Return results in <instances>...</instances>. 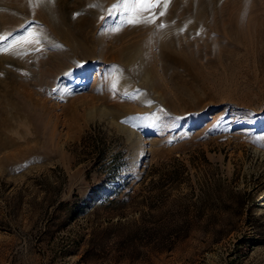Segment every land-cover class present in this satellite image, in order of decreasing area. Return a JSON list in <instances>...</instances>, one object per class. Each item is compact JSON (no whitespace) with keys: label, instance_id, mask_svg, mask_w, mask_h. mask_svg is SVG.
I'll list each match as a JSON object with an SVG mask.
<instances>
[{"label":"rangeland","instance_id":"rangeland-1","mask_svg":"<svg viewBox=\"0 0 264 264\" xmlns=\"http://www.w3.org/2000/svg\"><path fill=\"white\" fill-rule=\"evenodd\" d=\"M118 2L0 0V264H264V0H171L136 26ZM127 45L149 87L117 61ZM180 59L203 74L186 96ZM107 199L122 227L72 243L107 226Z\"/></svg>","mask_w":264,"mask_h":264},{"label":"bare ground","instance_id":"bare-ground-1","mask_svg":"<svg viewBox=\"0 0 264 264\" xmlns=\"http://www.w3.org/2000/svg\"><path fill=\"white\" fill-rule=\"evenodd\" d=\"M67 44H68V48H70L72 50V52L74 51L73 53L75 55L81 54V52L78 51L77 49L83 50L82 53L84 52V48H83V44L82 43H81L82 45L80 43L74 44V43H71V41H70ZM139 49H141L139 46L127 45L125 47V49H123L121 51L120 54H117V56L119 55V57L117 58L118 59L117 61L123 63L125 66L127 65V67H130V70L132 71V76L134 75V77H137V76L140 77L143 80L144 85L149 87L150 83H149V81H147L148 80V75H147L145 69H143V66L140 67L136 63V61L139 59V57L141 55V53H140L141 51ZM86 56H88V55H86ZM159 57H160L161 65H162V71L166 75H168V73H170L169 72V68H170L169 66H170V62L172 61V55L170 54V52L164 50V51H159ZM179 65H180V67L178 69L182 68L186 72L188 77L189 78L191 77V79H192V80L191 79L188 80V79L183 78L182 76L181 77L180 76L177 77L179 85L177 86L176 89L178 90V92L181 95L186 96V95H188V90L190 88L194 89L193 83L194 84L195 83L199 84L200 82H202L201 76H203V74L200 75L201 71L199 72V69H197L196 66L193 63H187L183 59H180ZM172 69H174V68H172ZM180 71H182V70H180ZM123 80H125V82H128V80H130V77L127 76L126 79H123ZM204 83L202 84L203 85L202 89L208 90L207 85L204 84ZM196 85L197 84H195V86ZM196 90H197V88H196ZM206 95H209V94L207 93ZM4 113L5 112H3L2 109H0V115L2 116V117L0 116L1 117V119H0V149H5L12 142V138L9 137L7 135V133H6V129H8V127L11 126V120L12 119H10V117L7 115V113L6 114H4ZM104 115H107V116L109 115L110 116L111 113L108 112V111L107 112L105 111ZM20 154H22V156H25L24 152L20 153Z\"/></svg>","mask_w":264,"mask_h":264},{"label":"trees","instance_id":"trees-1","mask_svg":"<svg viewBox=\"0 0 264 264\" xmlns=\"http://www.w3.org/2000/svg\"><path fill=\"white\" fill-rule=\"evenodd\" d=\"M170 168H174V170L170 172L169 175L167 176L169 178V180H167L168 182L165 184H158L157 186L154 185L152 188L153 190L151 191L149 197L144 198L145 200L143 199V201L140 202V203H145L147 206V211L145 212V214H143V216L147 215L151 217V219H153L155 214L159 212L160 210H162V206L165 205V200H166L165 197H167L166 195L167 187L166 186L170 184V182H172V184L176 182L179 177V173L177 171L176 165H172L171 163L169 166V169ZM154 189H155V192H154ZM124 203L125 201H119L116 199H107L103 204L96 206L93 209V211H96L100 209L101 207H104L109 213L107 226L104 227L102 230L98 231L97 233H95V235L93 233L94 236L87 240L84 237H78V239L76 241H72V243H75L79 246H85L87 251L93 250V249L104 248L105 247L104 242L107 240L108 236L110 235V232L115 231L117 229L119 230L120 227H122L123 225L120 221L121 220L120 216L117 217L118 220L115 223L113 222L112 216L120 212L119 210L121 209L118 206L123 205ZM60 206L62 207L63 204H61ZM195 210L197 211L198 209H195ZM166 213H168V210L166 211ZM176 213L177 215H179V211H176ZM176 213H173V211H171V213L169 212V215L173 218V217H176L175 215ZM144 221L145 220L141 218V222L135 223L136 232H139L141 230V223ZM155 225L157 226V229L160 231V229H162L165 225H166L165 227L167 228L171 226H175V222L159 223V224L157 222Z\"/></svg>","mask_w":264,"mask_h":264},{"label":"snow or ice","instance_id":"snow-or-ice-1","mask_svg":"<svg viewBox=\"0 0 264 264\" xmlns=\"http://www.w3.org/2000/svg\"><path fill=\"white\" fill-rule=\"evenodd\" d=\"M43 2V0H40ZM171 0H119L117 6H122L126 10L131 8L133 12V16L129 18L128 23L132 26H136L138 24H152L155 23L159 17H162L166 14L167 8ZM162 7V10L159 12V17L155 13V9ZM144 12H148V16H142L141 14ZM160 27H164L163 24ZM6 39V37H0V41ZM27 43H32L31 39H26ZM10 49L5 48L3 51L6 53Z\"/></svg>","mask_w":264,"mask_h":264}]
</instances>
